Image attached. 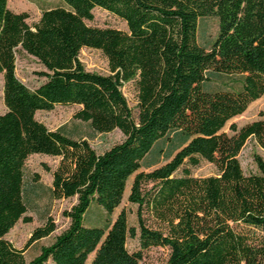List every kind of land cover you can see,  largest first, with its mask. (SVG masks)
Masks as SVG:
<instances>
[{"label": "trees", "instance_id": "16d2710c", "mask_svg": "<svg viewBox=\"0 0 264 264\" xmlns=\"http://www.w3.org/2000/svg\"><path fill=\"white\" fill-rule=\"evenodd\" d=\"M0 0V74L6 111L0 114V264H138L143 251L169 248L165 264H264V160L245 173L240 152L249 138L264 148V118L238 127L227 122L264 95V0H63L29 23L27 12ZM99 7L127 30L92 25ZM215 16L218 34L209 48L198 41L201 18ZM101 50L110 74L89 71L83 48ZM33 56L45 80L30 88L16 73L18 54ZM239 76V87L212 89L211 74ZM134 81L137 112L122 86ZM79 105L75 117L95 132L120 129L124 139L98 153L86 139L49 129L37 119L55 105ZM177 130L183 144L163 165L139 171L156 143ZM32 154L60 156L53 171L54 198H76L64 214L68 227L27 260L6 235L30 221L24 198L25 163ZM202 160L217 174L196 177ZM180 171V172H179ZM129 201L138 225L123 209L102 226L86 224L93 205L107 214ZM153 183L146 188V183ZM151 213L164 226L143 218ZM56 229L36 227L27 245ZM140 249L130 251L129 238Z\"/></svg>", "mask_w": 264, "mask_h": 264}, {"label": "rangeland", "instance_id": "374dc122", "mask_svg": "<svg viewBox=\"0 0 264 264\" xmlns=\"http://www.w3.org/2000/svg\"><path fill=\"white\" fill-rule=\"evenodd\" d=\"M10 9L16 12H27L29 14L28 22L34 23L39 20L44 9L63 5V0H9ZM94 18L89 21L90 24L100 27H115L127 30L125 21L110 13L109 11L96 7L93 10ZM219 29V20L215 16H207L200 19L198 41L200 44L209 48L217 37ZM79 58L85 68L101 74H110V65L106 55L99 49L83 48L80 51ZM43 66L28 54H18L16 61L17 76L30 88L39 86L45 78L39 75ZM208 86L212 89L239 87V76L223 73L211 74ZM4 76L0 74V114L6 111L4 102ZM122 91L133 111L137 112V88L134 81L125 83ZM80 109L79 105H60L57 104L51 110H40L36 113L38 120L43 122L49 129L61 130L74 139H86L90 145L98 152L102 153L112 145L122 141L124 134L120 129H114L109 132H95L90 123L75 117ZM264 118V95L249 103L246 110L232 117L224 127V131L231 133L230 125L235 123L242 127L254 120ZM184 140L181 133L177 130L170 132L166 137L159 140L153 150L143 159L139 171L149 172L156 167L166 163L176 153L183 144ZM260 155L264 160V148H262L254 138H249L243 146L239 158L241 160L245 173L249 174L257 170L254 155ZM60 156L46 154H32L25 163L24 176V198L28 206L27 215L30 221L20 219L16 225L9 231L6 237L19 249L24 250L27 260L33 259L40 253L41 247L51 244L56 236L61 234L69 225V218L65 216L64 211L71 208L76 198H54L51 192L53 171L57 168ZM192 174L196 177H204L217 174L216 166L206 160H202L198 166L191 168ZM180 172V171H179ZM135 174L131 175L127 181L122 203L113 211L111 215L107 214L101 207L93 205L86 215V224L106 225L109 220H114L121 210H125L128 222L137 227L139 233L137 211L138 206L129 201V194ZM153 183H146V188H151ZM146 223L154 228H163L164 226L149 212L143 213ZM48 219H52L56 229L48 236L36 240L27 245L33 230L43 225ZM130 251L140 249L138 237L129 238L127 242ZM169 255V248L153 246L143 251L142 259L138 264H165ZM94 253L89 255L86 264L93 259ZM47 264H54L48 261Z\"/></svg>", "mask_w": 264, "mask_h": 264}]
</instances>
